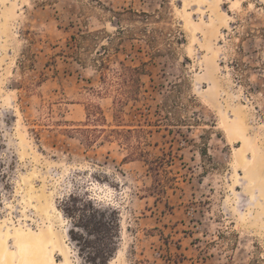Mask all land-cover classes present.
Instances as JSON below:
<instances>
[{
  "label": "rangeland",
  "instance_id": "obj_1",
  "mask_svg": "<svg viewBox=\"0 0 264 264\" xmlns=\"http://www.w3.org/2000/svg\"><path fill=\"white\" fill-rule=\"evenodd\" d=\"M102 45L108 79L145 71L138 101L113 103ZM92 206L119 221L109 264H264V0H0V240L51 228L82 264Z\"/></svg>",
  "mask_w": 264,
  "mask_h": 264
},
{
  "label": "trees",
  "instance_id": "obj_2",
  "mask_svg": "<svg viewBox=\"0 0 264 264\" xmlns=\"http://www.w3.org/2000/svg\"><path fill=\"white\" fill-rule=\"evenodd\" d=\"M112 14V20L119 24L125 16H130L133 20L148 21L152 16L147 13H137L134 11L115 12L110 11ZM144 36L149 38L151 44L155 41L154 36L150 33H155L153 30H147V26L144 25L140 31ZM100 33L99 32H81L72 37V44L75 50L80 51L85 47L95 45ZM107 44L111 43L112 37L107 35L104 39ZM109 50L106 45H102L96 50V59L94 64L101 73L102 83L107 85L109 91H114L117 94V98L113 101L115 105H124L127 101H138L139 92L143 85L141 77L145 75V71L140 68L127 67L121 63L119 71L115 72L113 78L108 79L106 71L109 69ZM166 109V107H165ZM101 112V109L98 108ZM103 119V117H102ZM184 122V121H179ZM136 129L124 131H117L123 140L128 141L132 135L136 134ZM112 133L115 131H111ZM128 146V150L134 149V147ZM140 156L144 153L140 151ZM131 157L125 160L133 159ZM164 161L157 162L150 167L151 170H157ZM162 186L158 187L157 192H163ZM84 208V207H83ZM65 215L73 218L69 209H64ZM85 214L77 222L73 223V226L68 232V237L71 243L79 247V254L81 256L82 264H109L115 257L118 250V242L120 239V227L117 219L110 218V215L101 209H96L92 206L91 209H84ZM74 219V218H73ZM80 232H85L86 237H83Z\"/></svg>",
  "mask_w": 264,
  "mask_h": 264
},
{
  "label": "bare ground",
  "instance_id": "obj_3",
  "mask_svg": "<svg viewBox=\"0 0 264 264\" xmlns=\"http://www.w3.org/2000/svg\"><path fill=\"white\" fill-rule=\"evenodd\" d=\"M26 233V232H25ZM23 234V233H22ZM11 236L9 233L0 240V264H69L67 256L51 230L48 234L37 233ZM1 236V235H0ZM16 240L17 251L10 248V241ZM56 255L61 260L56 259Z\"/></svg>",
  "mask_w": 264,
  "mask_h": 264
}]
</instances>
